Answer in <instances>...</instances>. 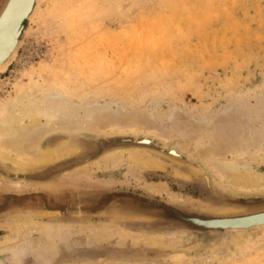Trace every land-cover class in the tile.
I'll list each match as a JSON object with an SVG mask.
<instances>
[{"label": "rangeland", "instance_id": "1", "mask_svg": "<svg viewBox=\"0 0 264 264\" xmlns=\"http://www.w3.org/2000/svg\"><path fill=\"white\" fill-rule=\"evenodd\" d=\"M90 1L41 2L49 11L55 4L57 8L54 6L56 10L53 8L51 14L47 12V22L42 21L45 15L34 25L32 20L24 22L18 49L8 69L0 71V98L20 92L29 96L34 82L44 83V76H51L46 80L49 84L62 86L67 85L66 81L80 80V88L73 83L66 86L75 91L70 98L73 105L112 99L107 102L111 103L108 111L96 117L108 123H124L115 129L117 132H111L107 123L101 132L85 129L52 133L61 135L54 144L68 139L82 145L79 153L92 154L85 164L50 170L72 155L14 175L13 167L0 160V264H264V227L247 232L201 230L179 222L160 204L146 199H161L181 209L213 214H185L191 222L206 225L219 217L264 211V206L244 208L226 202L223 194L264 191L238 193L228 189L196 149L201 144L212 147L214 153L224 146H260L259 153L264 154V0ZM3 2L0 0V7ZM51 2H55L53 6ZM90 12L92 17H88ZM96 54L106 56L112 68L108 64L110 69H106L104 58L98 63L105 68L94 65ZM88 57L93 58L88 59L94 66L92 74V65L88 62L90 66L86 67ZM71 66H76L84 78L74 75L77 79H72ZM95 66L103 71L97 72ZM86 69L90 70L88 74L83 72ZM66 71L73 72L72 78L69 74V80H63L64 76L55 77L60 81L53 80L54 75ZM86 77L87 83L83 82ZM28 79L35 81L31 84ZM26 80L31 88L24 89L29 86ZM19 81L25 82L21 85L24 88ZM82 90L88 92L84 95ZM69 117L73 118L72 113ZM90 120H84L85 124ZM129 120L137 125V132ZM123 132L130 135L123 145L107 138ZM143 136L157 144H138L136 140ZM142 149L159 158L162 168L128 163L113 167L99 162L111 152L126 156L129 151ZM248 163L253 171L264 175V157ZM70 177L81 181L64 184ZM20 179L31 186L15 189L7 184ZM150 183L166 188L150 192L145 187ZM253 209L258 210L250 211ZM17 221L58 223L59 227L44 233L24 229ZM60 225L67 229L69 244L59 243L58 249H50L51 244L61 241L64 231ZM100 226L111 229L109 237L99 246L88 245L90 231ZM28 241L40 251L27 248ZM23 247L28 251L25 256L14 257L12 249L21 252ZM95 249L102 254L94 253Z\"/></svg>", "mask_w": 264, "mask_h": 264}, {"label": "bare ground", "instance_id": "2", "mask_svg": "<svg viewBox=\"0 0 264 264\" xmlns=\"http://www.w3.org/2000/svg\"><path fill=\"white\" fill-rule=\"evenodd\" d=\"M28 1H30V0H20V1L17 0L16 5L14 7V10L11 13L9 19L6 20V22H5L6 24L4 23L3 27L0 29V58L2 57L1 53L2 52L4 53V51L7 50V48H9L15 40L14 39L15 38L14 33H13L14 27H15V21L17 20V19H15V17L19 13H21L23 7H24L23 10H25ZM42 1L43 0H40V1L37 0L35 8L33 9L32 13H31L30 20H32L33 25L36 22H40L41 18L44 15H45V19L42 18V21L47 22L46 21V17H47L46 15L48 14L47 12H50L49 14H51V12H53V10L55 8H57L56 4L54 5L55 8L52 5L55 2L54 3L51 2V6H53V7H51L52 10L50 8V11H49V8H43L46 5L45 6L41 5ZM48 6L50 7V5H48ZM74 12H76V11H74ZM89 16H91V12L88 14V17ZM82 18H85V15H82ZM77 19L79 20V18H77ZM83 20H82V22H83ZM70 23H68V25H70ZM72 24H74V23H72ZM65 25H67V24H65ZM87 33L89 36V32H87ZM91 36H92V34H91ZM91 36H89V37L91 38ZM90 38H89V40H91ZM92 38H93V36H92ZM87 39H88V37H87ZM84 41H87V40H84ZM96 50L97 49H95V51ZM101 55L102 54L97 55L99 57L96 56L97 58L94 57V59L92 57H90V58L88 57L87 60L89 59L91 61V59H93L92 62L95 65L96 63L99 62L100 59L104 58V60L107 61V66L105 65L106 69H110V67L112 66V62L110 63L109 59H105L106 56L103 57L104 55L102 56L103 58H100ZM89 60L86 63V67H87V65L88 66H90V64L92 65V62H90ZM104 60L102 62H104ZM88 62L90 64H88ZM100 63H98L99 66H100ZM108 64H110L109 68H107ZM6 65H7L6 63H3L2 65H0V71H1V69L4 70ZM103 65H101L102 68L104 67ZM71 67L73 68V66H71ZM91 67H94V66L93 65L90 66V70L92 69ZM100 67L99 68L96 67L97 72L103 71V70H100V69H102ZM72 68H70V69L68 68L67 71L71 70ZM76 68L77 67L75 66V68H73L74 70L73 69L71 70L74 73L71 71H70L71 73L70 72L67 73V71H66L67 74H65V72H64V73H60L59 76L54 75L53 80L56 79V81H60V80H57V78L63 79V76L65 78L63 80H69V78L67 76L69 74H70L69 75L70 78L74 77V75L76 77L77 76L83 77L82 74L80 73L81 71L78 68L77 69ZM96 69L93 68V70H95L94 72H96ZM90 70L86 69V70H83V72L84 73L87 71L89 72ZM111 70H113V69H111ZM77 71H78V73H76ZM88 72L86 74H88ZM90 72L92 74V70ZM105 72L107 73V70H105ZM115 72H116V70H115ZM61 74H62V77H60ZM51 75L53 76V74H51ZM48 77H51V76H47V77L44 76L42 79L48 80L47 79ZM55 77H57V78H55ZM76 77H74L72 79H77V78L82 79V78H79V77L76 78ZM87 78L88 77H86L85 78L86 80L83 82H85V83L89 82L87 80ZM108 78H111V77L108 76ZM49 79L52 80V78H49ZM92 79L95 80L94 77ZM30 80H32V79H28V82L31 84H33V81H35V80H32V82H31ZM46 80H44V83H42V84H40V81L43 82V80H40L38 82L35 81L37 83L34 82V84L32 85L33 86L32 94L29 96L22 95L20 92L18 94L16 93V95L12 94L13 96L11 94H9L11 96L9 97V95H8L7 98H0V160L7 161L11 165V167H13V169L15 171H26L28 169L32 170V168L45 166V165L49 164L50 162L60 160L64 157H68V156H72V155L74 156L75 154H80L79 150H80V147L82 145L76 143L75 141H69L67 139L66 141H62L60 143L54 144L55 140L58 137H61V135L57 136V135L52 134L56 131H61L62 133L63 132L68 133L71 131H84L85 129H90V131H93V133H94V131L95 132L96 131L101 132V130L104 128L103 126H107L108 121L104 122L103 121L104 119H101L103 121V124H102V121H100L96 117V115H98L99 113L101 115L103 110L108 111L109 105H111V103L107 104V102H109L112 99L108 100L107 102L105 101V103L102 102L103 104L101 102L97 103V101H95L96 103H94V104H88L86 106H82V104H80V102H82V101H79L78 104L73 105L74 103H71L70 98H71V96H73V93L75 91L73 90L74 92H72V89L70 90L66 86L67 85L69 86L70 83L71 84L73 83L74 84V85L72 84L73 86H75V84H76V86H79L81 83L80 84H77V83H79L80 80H78V82H77V80L72 81V82L69 81L70 83H68L66 81L65 83H67V85L66 86L64 85L66 90L62 89L64 86L59 85L58 83L55 85L54 83L50 82L51 84H53V87L56 86L58 88L59 86H62V88L60 87L59 89H57V88L55 89V87L54 88L51 87V84L46 82ZM89 80H90V82H92L91 79H89ZM114 80L117 82L116 79H114ZM118 81H120V80H118ZM19 82L21 83L20 86L25 84V82H23V83L21 81H19ZM98 82H101V81L99 80ZM26 83H27V80H26ZM29 83H27V84H29ZM62 83L65 84L64 82H62ZM93 83H95V82L93 81ZM16 84H17L16 88H19L20 87L19 84L18 83H16ZM31 84H29V86L25 85V86H27L25 88L22 86L21 87L24 89L31 88L32 87ZM88 87H89V85H88ZM121 87H123V86H121ZM79 88H80V86H79ZM18 90H20V88ZM83 91L84 90H82L80 93H82ZM85 91H87V90H85ZM85 91L83 92L84 95H85ZM27 92H29V90H27ZM98 93L99 92H96L97 96H99ZM84 95L82 94L81 96L85 97ZM86 95L88 96V94H86ZM75 98L77 99V97H75ZM112 101H114V100H112ZM115 102H116V100H115ZM70 113H72L73 118L69 117ZM104 113H107V112H104ZM91 115L93 116V120L91 118ZM85 117H87L86 119H89V120L91 118L92 123L90 122L91 120L89 122L92 125L90 124L91 125V126L89 125L90 127L88 126L89 122L87 125L85 124L86 123L84 121V120H86ZM132 122H134V121L129 120V123H131L130 125L132 127L134 125L135 128L134 127L133 128L136 129L137 125L135 126V124ZM118 123H120V122L119 121L118 122H114V121L112 122L111 120H109L108 124L111 125L110 128H112L111 130L110 129L109 130L111 132L116 131L115 129H119L120 126H122V124L124 122H122V124L121 123L118 124ZM129 123H127L128 126H129ZM127 124H126V126H127ZM138 130L139 129H136L135 131L137 132ZM125 132H123V133L125 134ZM108 139H110V138H108ZM126 139L128 141V140H130V137L125 138V140ZM145 142L153 143L154 141L147 137V138H145ZM197 146L198 145H196L198 155H200L201 158L203 159V161L210 168H212L214 173L218 176L219 181L223 185H225V187H227L228 189H230L234 192H238V193L239 192L240 193H250V192L264 191V175H262L261 173L253 171L250 168L249 163H248L249 161H256L258 159H263L264 154L260 155V153H259V151L261 149L260 146H256L253 149H249V148L244 149V147H241V145H240V147L242 149L236 148V147L224 146V147H222V149H219V151H215V148H214L213 149V151H215L214 153L212 152V147L201 146V144L198 147ZM102 147L104 148V146H102ZM98 150H99V148H98ZM130 150H131V148H130ZM146 151L147 150H144V149H142L141 151H135V150L129 151L126 156L122 153L118 154V153L111 152V153H108V154L103 155V156L101 155L102 157H100L99 162H101L104 165H108V166L110 165L113 167L120 165V164H123V163H128V164H132L133 166H139V167H143V168H147V169L160 168L162 166V164H161L162 161H160L159 158L157 159L153 155H150V153H148ZM172 153L175 154V151L172 150ZM228 155H230V156H228ZM179 174H181V173H179ZM68 179L69 178H67V182L64 181V184L65 183H67V184L77 183L78 184L81 181V178H79V177H70V179L69 180ZM55 182L57 183V181H55ZM46 183H48V182H46ZM7 184L9 186H11L12 188H15V189H24V188H29L31 186L30 183L24 182L22 180L21 181L10 180L7 182ZM57 185H60V183H57ZM145 187L148 191L154 192V193H159V192L165 190V188H166L165 186H162L161 184H157V183L156 184L150 183V184H147ZM169 197L174 199V200L178 199L173 194H169ZM250 213H252V212H250ZM260 221H264V211L252 213V214H248V215H242V216L219 217V218H216L214 220L209 221L208 225L220 224V225L233 227V226H241V225L251 224V223L260 222ZM21 223L24 226L23 227L24 229H27V230L39 229L40 231H42L44 233L47 232L48 229H50V228L59 227L58 223H33V224H29V223H26V221L25 222L23 221ZM21 223H19V224L21 225ZM15 225H17V224L15 223ZM262 225H264V224H262ZM61 226L62 225H60V228L63 229V231H64L60 235L61 241L56 242L54 245L51 244L49 246L50 249L51 248H57L58 249L59 243H63L66 245L69 244L68 243L69 238L67 239L68 235L66 234L67 229L65 227H61ZM67 226H69V225H67ZM18 227L19 226H17V228ZM110 230L111 229L107 226H100L96 229H92L90 231V234H89L88 245H90V246L93 245V247H94L95 244H96L95 246H99L100 244H102L103 243L102 241H104L107 238V236L110 234ZM119 230H121V229H119ZM119 230H118V232H119ZM123 233L126 234V230ZM119 240H122V239H119ZM26 245H27V248L31 247L29 249H32V251H36V252L40 251V249H38V247H35V248L33 247L32 241H28ZM154 246H157V245H154ZM12 250H13L12 254L14 255V257L25 256V254L28 252L25 249V247H23V249H21V252H20L19 248H13ZM94 253L102 254L100 249H95ZM43 260L46 262V258H43ZM13 264H16V263H13Z\"/></svg>", "mask_w": 264, "mask_h": 264}, {"label": "water", "instance_id": "3", "mask_svg": "<svg viewBox=\"0 0 264 264\" xmlns=\"http://www.w3.org/2000/svg\"><path fill=\"white\" fill-rule=\"evenodd\" d=\"M16 2H17V0H4L2 6L0 7V29L3 27L6 20L9 19L11 13L14 10ZM36 2H37V0L28 1L25 10H23L24 9V7H23L21 13H19L15 17V19H17L15 21V27H14V31H13L15 40H14L13 44L9 48H7V50L4 51V53L3 52L1 53L2 57L0 58V65H2L3 63L7 64L4 69H6L8 67V65L10 64L11 60L13 59V56L15 55V53L18 49V46H19L20 41H21L19 36L25 32V28L23 26L24 22L25 21L28 22L30 20L31 13H32L33 9L35 8ZM129 137H130V135L124 134V135H120V136H109L107 138H112L113 143L116 145H123L127 142V139L125 140V138H129ZM145 138H147V137L143 136L140 139L136 140V142L138 144H141V145H156L157 144V141L152 139V138H150V139H152L154 141L153 143L145 142ZM93 149L95 152H98L97 146H94ZM170 150L172 151L174 149L171 148ZM174 151H175V155L180 157L179 155H177V151L176 150H174ZM91 156H92V154H90L88 152L75 154L73 156V158H71L70 160H67L64 162H58L53 167H51L50 170L51 171H60V170L70 168L74 165H78V164L86 162L87 160H89L91 158ZM27 171L28 170L16 171L13 174L17 175L18 173L19 174L29 173ZM47 173H48V171L42 172L41 176H43ZM222 196L225 198L226 202H228L229 204L244 207V208H256L259 206H264V193L263 194H249V195H224L223 194ZM146 199L148 201H153L157 204H160L164 210H166L167 212L172 214V216L174 218H176L179 222L186 224V225H189V226H192V227L197 228V229H201V230H211V231H217V232H247L250 230L259 229V228L264 227V225L262 226V224H264V221L255 222V223H251V224H245V225H241V226H233V227L220 225V224H218V225H212V224L206 225V224L194 223V222H191L190 220L186 219L185 214L192 213V214H197V215H202V216H210L213 214H205V213L190 211V210H186V209H181V208H178V207L168 203L167 201H164L161 199H155V198H151V197H146ZM260 209H262V208H260ZM254 210L256 211L258 209H253L250 211H254Z\"/></svg>", "mask_w": 264, "mask_h": 264}]
</instances>
